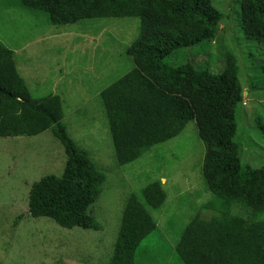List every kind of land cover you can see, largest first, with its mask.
<instances>
[{
    "label": "trees",
    "instance_id": "obj_1",
    "mask_svg": "<svg viewBox=\"0 0 264 264\" xmlns=\"http://www.w3.org/2000/svg\"><path fill=\"white\" fill-rule=\"evenodd\" d=\"M212 3L0 0L1 7L40 14L45 23L73 33L83 34L89 27L97 35L100 23L96 22L103 20H139L137 36L132 42L125 39L122 61L131 68L98 93L119 167L176 138L189 122L195 123L204 144L201 173L215 201L205 195L200 198L203 203L199 199L185 206L181 199L175 213L164 210L163 218L156 219L151 211L162 208L166 200V184L156 180L140 196L127 198L116 242L105 262L98 264H264V166L243 165L241 147L234 142L236 109L244 97L235 56L223 52L225 67L220 75L206 66L224 48L218 37L224 17ZM238 6L239 34L260 43L264 56V0H238ZM215 42L221 48L214 47ZM192 48L208 53V62H170ZM15 54L0 42V138H28L50 130L66 156L60 177L46 176L32 185L28 214L65 230L100 231L90 208L105 175L61 124L62 99L51 92L33 97L20 76L23 68L21 63L17 66ZM255 70L258 77L251 90L261 97L264 60ZM258 107L252 123L264 138V107ZM154 244L161 245L157 255Z\"/></svg>",
    "mask_w": 264,
    "mask_h": 264
},
{
    "label": "rangeland",
    "instance_id": "obj_2",
    "mask_svg": "<svg viewBox=\"0 0 264 264\" xmlns=\"http://www.w3.org/2000/svg\"><path fill=\"white\" fill-rule=\"evenodd\" d=\"M212 1L224 17L218 35L224 48L215 42L214 47L221 50L210 62L208 53H198L195 48L176 54L170 62L202 65L207 61L210 72L220 75L225 67L223 52L235 56L244 97L236 109L234 142L241 147L242 164L259 168L264 166V138L252 119L258 106L264 107V95H254L251 83L258 77L255 69L263 64V50L260 43L245 39L241 31L239 34L238 0ZM44 18L16 6L0 5V42L14 49L15 62L23 68L20 76L33 97L51 92L62 99L61 124L105 175L100 195L90 208L102 228L65 230L49 219L31 218L27 208L30 189L46 176L62 175L64 149L50 130L28 138H0V264H98L105 262L116 242L127 198L140 196L156 180L166 184L164 205L151 211L156 219L163 218L164 210L175 213L181 199L185 206L205 195L215 201L201 173L205 147L195 123L189 122L176 138L119 167L98 93L131 68L123 62L125 39L132 42L137 36L139 20L96 22L100 27L95 35L89 27L83 34L53 27ZM158 246H153L156 255Z\"/></svg>",
    "mask_w": 264,
    "mask_h": 264
}]
</instances>
